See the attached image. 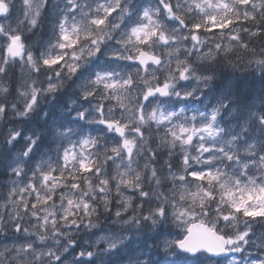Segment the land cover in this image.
<instances>
[{
    "label": "snow or ice",
    "instance_id": "1",
    "mask_svg": "<svg viewBox=\"0 0 264 264\" xmlns=\"http://www.w3.org/2000/svg\"><path fill=\"white\" fill-rule=\"evenodd\" d=\"M9 237L7 264H264V0H0Z\"/></svg>",
    "mask_w": 264,
    "mask_h": 264
},
{
    "label": "rangeland",
    "instance_id": "2",
    "mask_svg": "<svg viewBox=\"0 0 264 264\" xmlns=\"http://www.w3.org/2000/svg\"><path fill=\"white\" fill-rule=\"evenodd\" d=\"M4 243L11 244V237L8 238V240H0V247L3 246ZM246 256H249V258L258 257L260 260H264V251H261L257 248H249L248 251L244 254ZM236 260H240L241 257L239 254L230 257Z\"/></svg>",
    "mask_w": 264,
    "mask_h": 264
},
{
    "label": "clouds",
    "instance_id": "3",
    "mask_svg": "<svg viewBox=\"0 0 264 264\" xmlns=\"http://www.w3.org/2000/svg\"><path fill=\"white\" fill-rule=\"evenodd\" d=\"M2 250H3V246L0 247V251H2ZM0 264H7V261L3 258H0Z\"/></svg>",
    "mask_w": 264,
    "mask_h": 264
}]
</instances>
